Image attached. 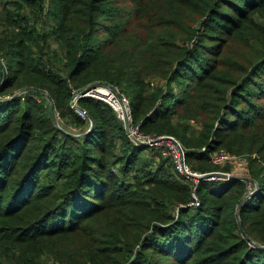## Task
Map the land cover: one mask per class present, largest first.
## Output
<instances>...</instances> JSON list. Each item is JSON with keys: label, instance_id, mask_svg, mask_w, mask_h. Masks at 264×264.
Here are the masks:
<instances>
[{"label": "trees", "instance_id": "trees-1", "mask_svg": "<svg viewBox=\"0 0 264 264\" xmlns=\"http://www.w3.org/2000/svg\"><path fill=\"white\" fill-rule=\"evenodd\" d=\"M126 1L6 0L0 264H264V0H159L139 27L101 32ZM97 83L130 99L143 135L177 139L191 171L230 173L211 164L219 151L246 159L259 190L239 217L244 181L195 185L81 99L87 134L72 88ZM200 117L199 132L185 124Z\"/></svg>", "mask_w": 264, "mask_h": 264}, {"label": "built area", "instance_id": "built-area-1", "mask_svg": "<svg viewBox=\"0 0 264 264\" xmlns=\"http://www.w3.org/2000/svg\"><path fill=\"white\" fill-rule=\"evenodd\" d=\"M1 1L2 0H0V2ZM0 66L5 70V64L3 60H0ZM5 75H6V71L4 76H0V84L5 79ZM72 94H73V99L71 102V108L79 117L89 121L87 117V112L82 108H80L79 106V101L81 99H92L107 105L113 110L116 120L121 125H123L124 129H126V126H128L126 133L131 140L135 139L139 141H144L150 144L151 146L165 147L166 150L163 152V156L164 157L170 156L174 161V163L176 164L177 170L187 179L191 180L195 185L199 183L197 177L202 175H208L212 173L235 175L238 172L240 173V171L238 170H241L240 173L241 175H236V176L245 177L244 182L247 185V195L253 194L255 192L256 189L254 183L247 179V178H251V176H249L246 171L248 168V163L246 159L237 158L226 152L219 151L211 157V164L221 168L225 166H230L232 167L231 172L225 173L219 171V172L198 174L196 172L191 171L190 168L186 165L185 149L181 145V143L178 140H176L174 137L162 136V137L151 138L143 135L139 131L140 126L139 125L135 126L133 123L132 105L130 99L124 93H122L119 90V88L97 83V84H92L84 88L83 90H76L72 88ZM10 98H11L10 96L3 97V99H10ZM163 143L165 144V146H162ZM242 171L246 173L244 174ZM193 196L195 198V202L193 203V205L199 206V202L195 194Z\"/></svg>", "mask_w": 264, "mask_h": 264}, {"label": "rangeland", "instance_id": "rangeland-1", "mask_svg": "<svg viewBox=\"0 0 264 264\" xmlns=\"http://www.w3.org/2000/svg\"><path fill=\"white\" fill-rule=\"evenodd\" d=\"M159 0H127L125 5L123 6H118L115 5L113 3L112 6V12L108 14V19H107V27L103 28L102 30H100L101 32H109V33H118V31L123 32L126 30H129L131 28H137L140 26L141 24V18L144 15L148 14V11L145 10V8L147 6H151V4H156V2ZM6 3V0H2L0 2V37L2 36V32L8 28L9 22L7 19H5L6 16V12L4 11V5ZM124 8V9H122ZM13 11H11L12 13ZM121 15L122 17L125 18V23H120V20L118 19L117 16ZM257 20L259 22H264V13H259L257 16ZM125 24V25H124ZM123 28V29H120ZM99 31V32H100ZM181 37H179L178 42L180 41H184L186 39H180ZM49 43L52 45L53 48H56V45L53 43L52 40H49ZM155 84L159 83V80L154 79L153 80ZM176 87V86H175ZM24 92V91H23ZM22 94V93H21ZM43 95H47L46 92L42 93ZM47 99V96H44ZM53 104V103H52ZM52 107V106H51ZM53 112V110H52ZM55 112V111H54ZM57 119L58 122V127L59 128H63L68 134L73 135L75 137H80L82 135H77L78 132L82 131L81 129H79V127H76L74 125L72 126H68L65 127V123L64 121L61 119L57 118V115H54V119ZM202 118H198V119H191L185 122V124H188L189 127L194 131V132H199V130L201 129L202 126ZM177 140V139H176ZM162 146H165V144L163 143ZM247 161V160H246ZM248 163V161H247ZM191 165H193L192 163H190ZM232 170V167H231ZM241 173V170H238ZM237 171V172H238ZM247 173L249 174V170L247 168ZM198 172V171H197ZM244 174L246 172L242 171ZM239 172L236 173L235 175H241ZM199 174V173H198ZM52 258L50 257L49 259H47L46 261H44V264H52L51 263Z\"/></svg>", "mask_w": 264, "mask_h": 264}, {"label": "water", "instance_id": "water-1", "mask_svg": "<svg viewBox=\"0 0 264 264\" xmlns=\"http://www.w3.org/2000/svg\"><path fill=\"white\" fill-rule=\"evenodd\" d=\"M4 74H5V70L0 66V76H3ZM18 95H21V93H19ZM44 96H47V100L51 104L52 110H53V113H54L55 109L53 107V104H52L51 99L48 97V95H45L44 94ZM87 117H88V120L90 122V128H89V130L87 132V134H88V133H90L92 131V129L94 127V122H93V119L91 118V116L88 113H87ZM55 124L58 127V122H57L56 117H55ZM127 128H128V126H126V129H125L126 132H127ZM164 139H166V138H164ZM132 141L136 145H138V146H140L142 148H145V149L146 148H149L151 146L150 144H148L147 142H144V141H139V140H135V139L134 140L132 139ZM216 178H218L219 180H223V181H234V180L244 181L245 180V177L236 176V175H228V174H223V173H212V174L202 175V176L197 177V179H198L199 182L200 181H203V180H214ZM247 179L250 180V181H252L254 183L256 190H255V192L253 194H250V195L245 196L243 198V200L241 201V203L238 205V207H237V215H238V217H239V213H240V210H241L243 204L247 200H249L252 197H254L256 195L257 191L259 190V186H258L257 182L253 178H247ZM239 223H240L241 231L244 232V229L242 227V224H241L240 219H239Z\"/></svg>", "mask_w": 264, "mask_h": 264}]
</instances>
